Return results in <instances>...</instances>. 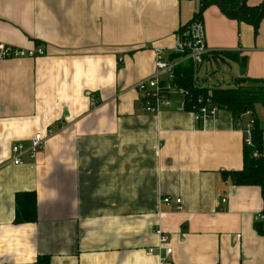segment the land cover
I'll use <instances>...</instances> for the list:
<instances>
[{"label": "crops", "instance_id": "crops-1", "mask_svg": "<svg viewBox=\"0 0 264 264\" xmlns=\"http://www.w3.org/2000/svg\"><path fill=\"white\" fill-rule=\"evenodd\" d=\"M199 4L0 0V41L46 51L0 61V264L38 256L49 264H264L260 188L221 174L241 168L242 127L253 115L235 122L218 109L198 122L181 95L150 114L134 88L153 72L154 48L173 57L175 35ZM201 22L210 51L243 59L236 78L264 79V19L255 30L211 5ZM47 129L35 159L8 163L12 144L27 146ZM30 191L37 220L16 224L15 195ZM165 196L180 198L179 208Z\"/></svg>", "mask_w": 264, "mask_h": 264}, {"label": "trees", "instance_id": "trees-1", "mask_svg": "<svg viewBox=\"0 0 264 264\" xmlns=\"http://www.w3.org/2000/svg\"><path fill=\"white\" fill-rule=\"evenodd\" d=\"M221 1L222 6L218 5L217 0H200L198 9L191 21L195 19L201 20L203 11L211 5H217L228 18L236 20L237 22L250 24L255 30L261 20L264 19V0H261L256 5L248 4L249 0ZM224 57L239 62L241 68L244 67L243 59L241 60L237 55H232L227 51L212 52L204 58L217 62L219 59L223 61ZM196 71L197 68L189 63H184L176 69L175 82L188 91L187 96L183 97V108L185 110L193 111L200 105L209 104L215 106L217 109L229 111L235 119V122H238L240 115L247 111L253 115L252 144H243L241 168L234 171H223L221 174L237 186H259L264 202V163L261 157L264 121L263 125L259 126L254 117L255 106L257 104L264 108V79L240 76L234 79L233 87L223 88L217 85L207 88L197 83L195 77ZM254 152L259 153V157H253ZM36 220L37 208L35 192L17 193L15 195L14 223H32L36 222ZM255 227L259 233L264 234V222H256ZM35 264H49V257L38 256Z\"/></svg>", "mask_w": 264, "mask_h": 264}, {"label": "built area", "instance_id": "built-area-1", "mask_svg": "<svg viewBox=\"0 0 264 264\" xmlns=\"http://www.w3.org/2000/svg\"><path fill=\"white\" fill-rule=\"evenodd\" d=\"M172 50L173 57L171 59H164L162 49L154 48L155 60L153 72L149 77L138 81L134 86L141 94L142 106L146 113H158L163 107L170 105L171 97L174 95H181L182 98L187 96L188 91L175 82L176 69L184 63H190L197 68L196 73H198L201 65L207 60L204 57L213 52L205 44L204 28L200 19H195L187 23L177 31ZM45 54V49L41 47L25 49L0 41V61L35 58L44 56ZM207 103L209 102L207 101ZM217 110L215 106L203 104L195 108L191 113L195 121L204 122L214 117ZM245 114L251 116V112L249 111L245 112ZM253 126L254 119L251 117L245 126L242 127V131L245 134V145L252 144L251 136ZM51 134L52 131L47 129L45 134L36 132L30 138L27 146L21 143L12 144L10 148L11 156L8 163L19 165L25 156L35 159L36 155L43 149L46 139ZM253 157H259V153L254 152ZM161 201L166 205L175 203L178 208L181 203L180 198L173 199L170 196L162 197ZM259 217L261 220H264L263 214L259 215ZM156 233L159 235L160 245L163 246L166 244L168 240L167 236L161 233L160 230H157ZM171 251V248H164L166 255L170 254ZM149 252H152L151 248Z\"/></svg>", "mask_w": 264, "mask_h": 264}, {"label": "rangeland", "instance_id": "rangeland-1", "mask_svg": "<svg viewBox=\"0 0 264 264\" xmlns=\"http://www.w3.org/2000/svg\"><path fill=\"white\" fill-rule=\"evenodd\" d=\"M239 70L240 68L236 63L224 57L223 61L219 59L217 62L207 61V63L202 64L197 77L207 88L217 85L223 88L233 87L234 79L238 76Z\"/></svg>", "mask_w": 264, "mask_h": 264}, {"label": "water", "instance_id": "water-1", "mask_svg": "<svg viewBox=\"0 0 264 264\" xmlns=\"http://www.w3.org/2000/svg\"><path fill=\"white\" fill-rule=\"evenodd\" d=\"M218 1V5L219 6H222V1L221 0H217ZM243 74V69L242 68H240V70H239V75H242Z\"/></svg>", "mask_w": 264, "mask_h": 264}]
</instances>
